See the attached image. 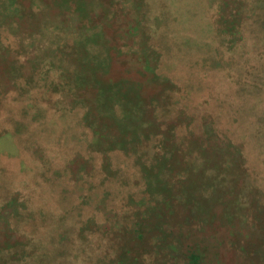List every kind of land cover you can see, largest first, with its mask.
I'll list each match as a JSON object with an SVG mask.
<instances>
[{"label": "rangeland", "instance_id": "1", "mask_svg": "<svg viewBox=\"0 0 264 264\" xmlns=\"http://www.w3.org/2000/svg\"><path fill=\"white\" fill-rule=\"evenodd\" d=\"M31 3L35 6L32 9ZM45 3L61 17L66 9L77 8L86 19L85 26L93 29L77 53L81 69L90 70L103 88L116 85L114 92L120 91L129 102L147 104L149 108L145 115L132 107L127 109L130 120L123 127L135 128L125 133L111 112L102 110L108 100L104 92L95 98L91 90L83 93L87 96L85 104L98 100L101 106L93 105L87 113L81 109L70 113L68 106L59 107L54 102L49 109L40 103L36 107L23 87L8 90L4 85L3 75L9 65H3L0 248H12L20 242L11 220L20 213V206L33 204L38 174L49 164L53 167L47 171L50 180L61 179L54 173L64 171L68 184L65 198L56 203L68 216L59 223L65 232H71L77 221L86 232H110L117 244L125 239L129 242L126 232H132L128 229L132 226V214L139 208L143 212V204L132 198L124 200L118 189H115L118 197L113 201L106 187L100 185L105 177L118 181L110 171V156L123 166L128 155L130 159L138 158L139 166L145 170L147 193L152 197L145 203L148 213L142 215L143 227L140 233L136 232L142 239L131 240L141 248L147 264H187L190 248H199L189 259L190 264H264V58H261L264 53H257L264 51V0H46ZM1 6L21 18L33 15L35 19L30 26L42 28L44 38L39 42L45 43L49 36L62 47L61 30L42 25L40 12L45 8L42 3L0 0V9ZM52 24L56 27V23ZM208 29L214 41L213 50L209 47L213 57L197 58L201 49L197 39L206 43ZM6 40L10 47L16 48L10 35ZM90 43H99V48L91 49ZM204 49L202 54H206ZM15 53L21 55L17 48ZM39 54L37 74L43 75L33 81L35 97L40 100L42 86L49 84L67 102L65 96L71 88L61 78L56 79L60 73L52 67L47 50L43 48ZM93 54H98L97 64L91 60ZM192 59L198 62L193 70ZM166 75L179 76L186 85L178 89ZM189 77L198 82L197 96L191 97L187 92L192 83ZM142 93L146 95L142 97ZM203 99L206 101L202 103ZM234 115L240 119L237 144L220 138L214 125L215 118L224 123ZM83 118L91 124L87 129L91 134L95 132L97 140L83 138L87 133ZM32 122L38 127L37 132L26 126L22 131L23 123L30 126ZM35 138L47 141L50 154L57 157L51 162L45 158L50 154L46 156L42 148L32 145ZM60 144L62 147L56 151ZM104 170L108 171L106 175ZM16 171L30 180L15 196L16 200L20 197L22 204L4 203L9 192L12 193L6 184L13 182ZM80 192L86 197L77 199ZM81 202L83 215L75 217ZM30 216L28 226L33 232L48 229L45 224L38 226L35 213Z\"/></svg>", "mask_w": 264, "mask_h": 264}, {"label": "trees", "instance_id": "2", "mask_svg": "<svg viewBox=\"0 0 264 264\" xmlns=\"http://www.w3.org/2000/svg\"><path fill=\"white\" fill-rule=\"evenodd\" d=\"M197 40L200 42L199 45L201 46L197 58L200 55L205 58H209V56L213 57V54H209V47H212V50L214 48V41L212 37L210 38L209 29L207 32L206 43L201 42L199 38ZM186 42L191 43V40L187 39ZM203 49L206 54H202ZM193 53L194 52H191V55ZM257 53L261 55L264 51H258ZM215 56H217V54ZM261 58L263 59L264 57ZM192 61L191 68L193 70L198 66L196 64L198 62H195V59H192ZM166 77H168L170 81H173L178 89H181L186 85L182 82V80H180L179 76L172 77L170 75H166ZM189 78H191L193 84L191 83V86H187V92L190 93L191 97L197 96L199 94L198 82L192 77ZM202 78V80L205 79V73L202 74ZM262 86H264V84ZM205 101L206 99H203L202 103ZM192 116L195 115L192 114ZM239 121L240 119L237 118L236 115H234L233 118L229 117L225 119L224 123H221L219 117L215 118L214 125H216V132L218 136L223 140L236 143L235 139H239L238 137L240 136L238 129ZM23 125L22 131H25V126L32 132L38 131V127H36V124L34 123L30 126L25 123H23ZM236 131L238 132L237 135ZM32 145H34V147L39 146L42 148L43 151L47 152L46 156L50 154V144L47 141L45 142L39 138H35V140L32 141ZM57 147L56 151L60 150L59 148L62 146L60 144L57 145ZM56 157L57 156L50 154V156L45 158L51 162ZM110 158L111 160L109 165L111 168L110 171L112 172L111 174L116 175L117 180L121 182L120 186H116L118 181L116 182L112 178L108 177H105V183H103V181L100 185L106 187L107 190H105L109 192L113 201H115L118 197L115 190L118 189L124 194V200L132 198L134 201L142 203L144 208L143 212L141 208H139L137 210L135 209L132 214V226L131 228H128L130 230L132 229V232H126L129 242H127L124 238V243L117 244L115 239L116 237L114 235L111 236L110 232H86L84 228L81 229V227L77 225V221L74 229V225H71V228L73 229L71 232H65V230L59 226V223L64 221L65 218H68V216L67 214H64L61 205L56 203H60L59 201L66 196L65 193L68 192V188L66 186H68V184L65 179L64 171L54 173V175L57 174V176L61 179H54V181L50 180V174L47 171L51 169L52 165L49 164L50 167H47L46 170L42 169L38 174V178L36 180V191L33 195V204L30 206H23V208L21 207L19 211L20 213L15 215L11 220L14 227V234L18 240L20 239V242L12 248H0V264H36L37 260H35V258L38 259L39 264H147L148 262L145 261L141 248L136 247L135 244L131 242L133 239H142L141 235L136 232H139V230L143 227L142 215L148 213L145 203L152 198L150 194L147 193V186H149V183H147V174L145 170L139 166L138 158L136 157L130 159V157L126 155L125 160L126 158H129L130 160H124V164L123 162H120L123 166L115 163L112 155ZM150 162L152 163L153 161L150 159ZM152 167H154V165ZM104 171V175H106L108 171ZM81 177H84V175ZM50 181L52 183L49 184ZM29 182L30 180L27 178V175L21 174L17 171L14 172L13 182L10 185L5 183L9 187V190L12 189V193L9 192V196L4 199V203L8 201L13 203L17 192H20L23 184H29ZM5 184L4 186H6ZM13 187H15V189ZM112 189L114 191H112ZM95 194L98 195V192ZM81 196L86 197V194L82 195V192H80L77 199ZM83 205V202H81V206L78 211L76 213L73 212L75 217L83 215ZM2 207L3 206H1V208ZM4 207H6V205ZM129 211L130 209L126 210L127 213ZM34 213L38 226L45 224L48 227V229L39 227L41 231L44 232H33V230H31L28 226V221L31 218L30 214ZM55 218H58L59 221H54ZM48 224H51V226H48ZM102 226L104 229L107 228L106 224H102ZM53 229H56V232H51ZM131 235L132 237L130 238ZM96 237H98V239H96ZM119 241L122 242L121 237L119 238ZM190 249L191 252H188L189 256H187V264L191 263L189 260L191 259V256L195 254L196 251L197 253L199 252V248H196L195 250L192 248ZM173 264H176V262Z\"/></svg>", "mask_w": 264, "mask_h": 264}, {"label": "crops", "instance_id": "3", "mask_svg": "<svg viewBox=\"0 0 264 264\" xmlns=\"http://www.w3.org/2000/svg\"><path fill=\"white\" fill-rule=\"evenodd\" d=\"M45 6L44 10L40 12L41 18L44 21L42 23L43 26L52 27L53 29H60L62 35L59 37L62 41V47L59 48L53 41L51 37L48 36V40L45 43H40L39 40H42V28H32L30 24L35 19L33 15H30L25 18H21L17 16L12 10L6 11L3 6L0 9V71L2 72L3 65H9L7 68V74L3 75L4 85L7 86L8 90L19 89L21 87L24 90H27L33 99L36 107L40 106L49 109L52 107V103H57V106H63L67 108L68 106L70 113H74L75 110H84L89 112L93 105L97 107H101L98 100L96 103H88L85 104L84 99L87 98L85 93L87 90H91L92 94L95 95L101 92H104L107 97V103L104 107H101L102 110H106L107 112H111V115L114 119L117 120L120 128L124 129L125 133L128 131L134 130V125H129L127 128H124L123 125L128 124L130 117L127 114V109L129 107L134 108L139 113L142 111L145 115V110L149 108L147 104L138 105L137 103L129 102V98L123 96L122 92H114L115 86L112 87H104L101 84L99 78L96 79L95 75L90 73V70H86L83 67V70L80 67L79 61H77V53L81 49H83V43L87 39L88 35L93 34V29H89V27L85 26L84 22H86L84 16L77 11V8L74 9H66L65 13L62 17L60 14H54L53 8L49 7L45 3L46 0H37ZM34 3L30 4V8L32 9ZM51 23H56V27ZM9 33V34H8ZM11 37L14 43L17 45L16 48L21 52L20 56H16L15 53L16 48L10 47L7 43L6 36ZM91 44V43H90ZM99 43L91 44V49L98 47ZM45 48L49 53L51 60V65L53 68H56L60 76H57L58 79H62L67 85V87L71 88L67 91V95L65 96L67 102H63L60 97H62L61 93H56L54 88H51V85L46 84L42 86L40 95V100L35 97L36 91L33 81L35 77H42V73H38L39 65L41 61H39V52L41 49ZM99 48V47H98ZM90 50V48H88ZM5 53L8 56H5ZM97 53V52H96ZM97 56L98 54L92 55L93 64H97ZM8 60H6V58ZM128 56H126L127 58ZM99 64V62H98ZM2 75V74H0ZM52 78V77H51ZM55 79V80H56ZM83 79H88L89 82L83 81ZM28 80V81H27ZM29 82V83H27ZM55 82L54 78L52 79V83ZM24 84V86H23ZM48 85V86H47ZM115 87V88H114ZM4 88V87H3ZM117 89V88H116ZM104 95V94H102ZM146 94L142 93V97ZM78 98V102H77ZM80 99L82 101H80ZM77 102V103H76ZM53 103V104H54ZM63 103L67 105H63ZM147 103V102H146ZM48 104V105H47ZM47 114V113H46ZM160 114V113H159ZM158 114V115H159ZM85 121L84 127H86V134H83V138L85 137L87 141V137L93 142L96 138L95 132L91 134L87 128H91V124L87 121V118H83ZM34 123V122H32ZM132 123V122H131ZM92 130V129H91ZM94 145V143H92ZM84 158L83 156H80ZM72 160V158H71ZM69 163H71L68 160ZM17 198V197H16ZM13 201V205H19V198ZM21 204V203H20ZM21 208V206H20ZM19 208V209H20Z\"/></svg>", "mask_w": 264, "mask_h": 264}]
</instances>
